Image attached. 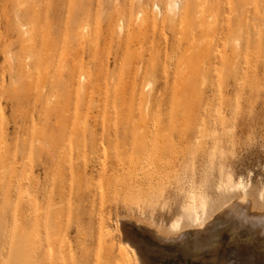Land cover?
Instances as JSON below:
<instances>
[{
	"label": "rangeland",
	"instance_id": "obj_1",
	"mask_svg": "<svg viewBox=\"0 0 264 264\" xmlns=\"http://www.w3.org/2000/svg\"><path fill=\"white\" fill-rule=\"evenodd\" d=\"M173 1L0 0V264H264V0Z\"/></svg>",
	"mask_w": 264,
	"mask_h": 264
},
{
	"label": "bare ground",
	"instance_id": "obj_2",
	"mask_svg": "<svg viewBox=\"0 0 264 264\" xmlns=\"http://www.w3.org/2000/svg\"><path fill=\"white\" fill-rule=\"evenodd\" d=\"M178 8H179V3H178V1L176 0V1H173V2H171V4H170V6H169V11H170V14L171 15H173V16H176V14H177V12H178ZM23 26V25H22ZM13 57V56H12ZM13 62H11V64H12ZM11 67H12V65H11ZM12 69V68H11ZM11 77V76H10ZM12 81V80H11ZM239 187H243L242 186V184H241V182H240V184H239ZM233 200H235V199H230V200H228L229 201V203L228 204H226L225 206H223L224 208H226V209H229L230 210V213H228L227 215L226 214H223V216H228V219L227 220H224L225 219V217L222 219V218H220V219H222L223 221H220L219 222V224H218V228H215V230L217 229L218 230V233H217V240L213 243V244H211L209 247H208V250L210 251V252H214V254L217 252V250H218V247H221L220 245L222 244V237H223V234L224 233H229L230 234V237L228 238L229 240H230V244H235V245H244L245 244V242L246 241H249V239H248V237L249 236H247V233H249V235H250V233H251V236H254L255 238H259V240H258V242H260L261 244H262V251H261V253L260 252H257L258 253V255H259V253H260V258H261V261L264 263V241L262 242V237L264 238V212H263V214L262 213H259L261 216H259V215H257V213H256V215H257V217L259 218V224H253V225H248L247 223H248V221H247V219H248V212L251 210V209H253L254 208V204H253V202H252V200H250V198H248L247 196H246V194H245V192L243 191L242 192V194H240V196L238 197V199L237 200H235V201H233ZM222 207V208H223ZM194 209H195V211H196V213H198L199 212V209H200V207L197 205V204H195L194 205ZM221 211H222V209H220ZM242 210H243V212H245V214H246V216L244 215H242ZM226 211V210H225ZM257 212V211H256ZM261 212V211H260ZM218 213V212H217ZM221 214V212L219 211V215ZM252 214H253V212H252ZM215 215V214H214ZM222 216V217H223ZM253 216V215H252ZM251 216V217H252ZM213 217V216H212ZM238 217H241V218H243V222H239V221H237V218ZM254 217V216H253ZM219 218V217H218ZM125 220V219H124ZM212 220V219H211ZM217 220V219H216ZM129 221V220H128ZM131 221V220H130ZM197 222H198V225L197 226H199V227H201V226H203L204 224H203V221H202V219H201V217L200 216H198V218H197ZM208 222V221H207ZM212 222V221H211ZM136 223V222H135ZM205 224H206V221L204 222ZM122 224L124 225V229L126 228L127 229V226H131L132 225V222H127V219L125 220V221H122ZM137 225L136 226H138L139 228L138 229H142V224L141 223H136ZM141 224V225H140ZM181 224V220H177V221H175L173 224H172V226H171V228H170V230L168 231V232H166V233H163V232H161V230L160 229H158V228H155V229H150V227L149 228H146V229H143V231H145V232H147V233H149V234H151L155 239H157V242H158V240H159V242L161 241V242H166V243H168L169 242V244H170V242H172V243H175V242H177V241H180V240H183L184 238H185V234H184V232L182 231L183 229H185L186 228V226H181L180 225ZM216 224V223H215ZM247 224V225H246ZM149 226V225H148ZM147 226V227H148ZM152 227V226H151ZM215 227V226H214ZM217 227V226H216ZM189 228V227H188ZM191 228V227H190ZM195 228V227H194ZM131 229V228H130ZM136 229V228H135ZM127 230H129V229H127ZM125 231V230H124ZM137 231V230H136ZM139 231V230H138ZM185 231V230H184ZM132 232V231H131ZM140 232H142V231H140ZM210 233H212V232H210ZM187 234V233H186ZM193 234V233H192ZM245 234H246V236H245ZM138 235V234H137ZM143 235V234H142ZM211 235V234H210ZM209 235V236H210ZM144 236H147V235H144ZM149 236V235H148ZM147 236V237H148ZM194 236V235H193ZM197 236H198V234H197ZM131 237V234L130 233H128V234H126V236H125V238L123 239V242H124V244L125 245H127V246H129L131 249H132V251H133V254H134V256H135V260H136V263L137 264H141L140 263V260H139V258H138V255H137V253H136V250H135V246L133 247L132 245V243L130 244V242H129V238ZM150 239V238H149ZM209 239H212V238H209ZM208 239V240H209ZM214 239H216V238H214ZM134 240L136 241V239L134 238ZM141 240V239H140ZM139 240V241H140ZM213 240V239H212ZM211 240V241H212ZM226 240H227V238H226ZM225 240V241H226ZM255 240H252V242L253 243H255L254 242ZM256 241H257V239H256ZM141 242L143 243V241L141 240ZM160 242V243H161ZM209 244H210V242H208ZM224 243V242H223ZM250 243V242H249ZM162 244V243H161ZM165 244V243H164ZM229 244V245H230ZM251 244V243H250ZM257 244V243H256ZM260 244V245H261ZM135 245V244H134ZM140 244H138V246H139ZM143 245V244H142ZM190 245V244H189ZM225 245H227V243L225 244ZM229 245H228V247H229ZM255 245H253V247H254ZM139 247H143V246H139ZM231 247V246H230ZM233 247V246H232ZM258 247V246H257ZM260 247V246H259ZM163 248V247H162ZM222 248V247H221ZM225 248V247H224ZM247 248V247H246ZM137 249V248H136ZM228 249V248H227ZM250 249V248H249ZM260 249V248H259ZM141 250V249H140ZM145 250H147V249H145ZM157 250V249H156ZM208 250H206V251H208ZM221 250V249H220ZM222 250H223V248H222ZM226 250V249H225ZM257 250V249H256ZM200 251V250H199ZM208 251V252H209ZM245 252L247 251V249L246 250H244ZM250 251V250H249ZM254 251H255V249H254ZM253 251V252H254ZM208 252H206V253H208ZM220 252V251H219ZM191 254H192V252H190ZM156 254V253H155ZM159 254V253H158ZM185 254V253H184ZM188 254H189V251H188ZM203 254V253H202ZM209 254V253H208ZM211 254V253H210ZM218 254H220V253H218ZM207 255V254H206ZM217 255V254H216ZM184 256H186V255H184ZM189 256V255H188ZM193 256L194 255H192V259H193ZM208 256V255H207ZM201 257V256H200ZM199 257V255H198V258H200ZM210 257H211V255H210ZM209 257V258H210ZM212 257H214V259H215V256H213L212 255ZM218 257V256H217ZM223 258V257H222ZM183 259V258H182ZM189 259V258H188ZM191 259V260H192ZM194 259H195V257H194ZM193 259V260H194ZM203 259V258H202ZM206 259V258H205ZM214 259H212L213 261H215ZM150 260V259H149ZM190 260V259H189ZM198 260V259H197ZM201 260V259H200ZM207 260V259H206ZM209 260V259H208ZM211 260V261H212ZM224 260V258L222 259V261ZM195 261H196V259H195ZM202 261V263H204L205 261L204 260H201ZM204 261V262H203ZM213 261H212V263H213ZM218 261H220V260H218ZM221 261V262H222ZM142 262V261H141ZM145 262V261H144ZM193 262V261H192ZM216 262V261H215ZM109 263V262H108ZM200 263V262H199ZM209 263H210V261H209ZM123 264H132V263H130L129 261L128 262H123ZM143 264H145V263H143ZM183 264V263H182ZM213 264H217V263H213ZM219 264V263H218ZM221 264V263H220ZM223 264V263H222ZM225 264V263H224Z\"/></svg>",
	"mask_w": 264,
	"mask_h": 264
}]
</instances>
